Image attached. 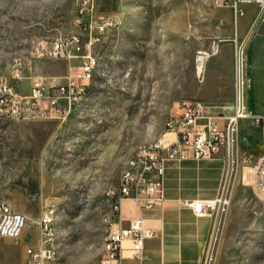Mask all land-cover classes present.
<instances>
[{
  "label": "rangeland",
  "instance_id": "1",
  "mask_svg": "<svg viewBox=\"0 0 264 264\" xmlns=\"http://www.w3.org/2000/svg\"><path fill=\"white\" fill-rule=\"evenodd\" d=\"M74 1L0 0L2 80L28 92V77L10 78L13 59L28 55L35 37L80 33ZM235 1L97 0V17L111 15L116 25L100 41L99 66L77 108L62 122L0 118V201L30 216L52 207L63 264H94L105 255L111 190L126 159L160 136L179 103L204 99L195 90L209 58L197 74L196 52L233 36ZM32 70L62 77L67 62L40 59ZM233 137V150L222 146L207 168L214 200L205 212L207 264H264V194L249 170L264 140L246 118ZM36 240L34 226L17 239L0 238V264H25V245Z\"/></svg>",
  "mask_w": 264,
  "mask_h": 264
},
{
  "label": "built area",
  "instance_id": "2",
  "mask_svg": "<svg viewBox=\"0 0 264 264\" xmlns=\"http://www.w3.org/2000/svg\"><path fill=\"white\" fill-rule=\"evenodd\" d=\"M96 1H74V24L80 28V33L58 32L50 39L35 37L31 40L28 55L13 59L10 78L20 82L28 77V92L22 93L16 85L0 78V118L14 121L57 119L62 122L77 108L80 94L90 84L99 66L102 30H109L110 33L116 25L111 15L97 17ZM239 1H256L261 4V10L264 9L262 0ZM215 3L223 4L224 0H215ZM215 51L214 47L197 50V74L202 71L207 57ZM45 58L66 61V73L61 77L34 72L35 63ZM241 90L242 84L238 86L235 83V103L229 115L222 112L214 114L212 109L219 106L200 99L179 103L167 121V134L161 137L159 143L142 148L134 159L124 163L118 186L111 190L110 212H113V219H107V254L95 264H121L124 258L143 259L144 242L155 236V230L145 226L142 218L123 226L122 201L130 199L142 210L164 203L166 199L162 188L167 164L210 159L224 145L228 153L230 147L233 150V133L237 132L239 120L250 117L244 110ZM250 120L264 138V116H253ZM249 170L253 187L264 194V149ZM207 203L204 199L177 202L179 206H190L196 214H204ZM26 226L36 227L37 240L35 244L25 245L24 263L58 264L49 252V244L56 237L52 230V207L45 208L38 216H30L15 210L11 203L0 201V238L17 239Z\"/></svg>",
  "mask_w": 264,
  "mask_h": 264
},
{
  "label": "crops",
  "instance_id": "3",
  "mask_svg": "<svg viewBox=\"0 0 264 264\" xmlns=\"http://www.w3.org/2000/svg\"><path fill=\"white\" fill-rule=\"evenodd\" d=\"M251 3L235 1L234 34L217 42L216 51L207 60L195 90L196 95L204 98L200 100L219 106L212 109L214 114L229 115L233 111L236 53L241 44L242 104L250 117L264 116V30H258L264 21V10L259 2ZM166 134L163 130L160 135ZM216 154L210 159L167 164L162 188L164 203L142 210L130 199L122 201L121 224L126 226L142 218L145 226L155 230V236L145 240L141 261L124 258L121 264H207L212 243L211 222L205 213L196 214L190 206H179L177 202L195 199L211 202L208 196L213 193L209 186L212 175L207 168L211 160L220 159Z\"/></svg>",
  "mask_w": 264,
  "mask_h": 264
},
{
  "label": "bare ground",
  "instance_id": "4",
  "mask_svg": "<svg viewBox=\"0 0 264 264\" xmlns=\"http://www.w3.org/2000/svg\"><path fill=\"white\" fill-rule=\"evenodd\" d=\"M264 1V0H262ZM264 10V9H262ZM108 31L109 30H102V36H100V41L102 40L103 37L106 36V34H108ZM238 61H237V71H236V83L238 84V86H240L242 84V76H241V51H239L238 53V57H237ZM199 64V63H198ZM199 66V65H198ZM89 84H87L85 86V89L83 90V94H80V98H79V101H78V104L82 101V99L86 96V93H87V88H88ZM88 97V96H87ZM170 118V117H169ZM169 118L166 120L165 122V126H164V132H167V121L169 120ZM163 135H160L158 138H156L155 140H153L152 142L150 143H147V144H142L140 146H138L136 148V150L126 159L127 160H130V159H134L136 155H138V152L142 150V148H150L151 146L153 145H156L157 143H159V140L161 139ZM125 161V162H126ZM260 190V189H259ZM261 191V190H260ZM211 202H214V200L212 199ZM210 203V202H209ZM211 204V203H210ZM212 205V204H211ZM53 217H54V211L52 209V230H53V233L56 234V231H55V228L53 226ZM107 219H113V212H110V214L107 216L106 218V221ZM105 221V220H104ZM56 239V237H55ZM55 239L52 240V243L49 244V252L52 254L53 257H55V260L58 261V264H63L62 261L60 260L59 258V255H58V251H57V247H56V243H55ZM105 240H107V231H106V237L104 238ZM107 254V251L105 253V255L100 259V261L102 259H104V257L106 256ZM82 264H85V263H82ZM95 264V263H94Z\"/></svg>",
  "mask_w": 264,
  "mask_h": 264
},
{
  "label": "clouds",
  "instance_id": "5",
  "mask_svg": "<svg viewBox=\"0 0 264 264\" xmlns=\"http://www.w3.org/2000/svg\"><path fill=\"white\" fill-rule=\"evenodd\" d=\"M28 4H34L35 0H26ZM45 3L49 2V0H44Z\"/></svg>",
  "mask_w": 264,
  "mask_h": 264
},
{
  "label": "water",
  "instance_id": "6",
  "mask_svg": "<svg viewBox=\"0 0 264 264\" xmlns=\"http://www.w3.org/2000/svg\"><path fill=\"white\" fill-rule=\"evenodd\" d=\"M258 30H259V31L264 30V21H262V22L260 23Z\"/></svg>",
  "mask_w": 264,
  "mask_h": 264
}]
</instances>
